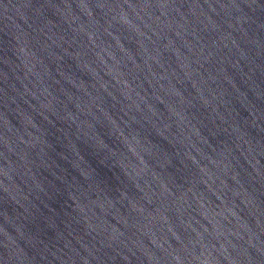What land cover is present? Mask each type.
<instances>
[{
  "label": "water",
  "instance_id": "water-1",
  "mask_svg": "<svg viewBox=\"0 0 264 264\" xmlns=\"http://www.w3.org/2000/svg\"><path fill=\"white\" fill-rule=\"evenodd\" d=\"M0 264H264V0H0Z\"/></svg>",
  "mask_w": 264,
  "mask_h": 264
}]
</instances>
